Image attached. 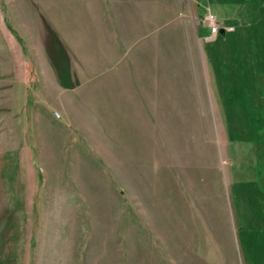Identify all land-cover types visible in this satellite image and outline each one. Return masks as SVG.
Masks as SVG:
<instances>
[{"label":"rangeland","instance_id":"374dc122","mask_svg":"<svg viewBox=\"0 0 264 264\" xmlns=\"http://www.w3.org/2000/svg\"><path fill=\"white\" fill-rule=\"evenodd\" d=\"M0 264H264V0H0Z\"/></svg>","mask_w":264,"mask_h":264},{"label":"built area","instance_id":"2783aa9c","mask_svg":"<svg viewBox=\"0 0 264 264\" xmlns=\"http://www.w3.org/2000/svg\"><path fill=\"white\" fill-rule=\"evenodd\" d=\"M203 21L206 24V26L209 28L210 34L212 36H216L217 34L220 33V29H223L221 27L220 21L217 20V18L211 13L210 10H207V12L204 14Z\"/></svg>","mask_w":264,"mask_h":264},{"label":"water","instance_id":"95a60500","mask_svg":"<svg viewBox=\"0 0 264 264\" xmlns=\"http://www.w3.org/2000/svg\"><path fill=\"white\" fill-rule=\"evenodd\" d=\"M224 30L223 29H220V34H223Z\"/></svg>","mask_w":264,"mask_h":264},{"label":"trees","instance_id":"16d2710c","mask_svg":"<svg viewBox=\"0 0 264 264\" xmlns=\"http://www.w3.org/2000/svg\"><path fill=\"white\" fill-rule=\"evenodd\" d=\"M258 141H261V140L257 138V139H256V142H258Z\"/></svg>","mask_w":264,"mask_h":264}]
</instances>
